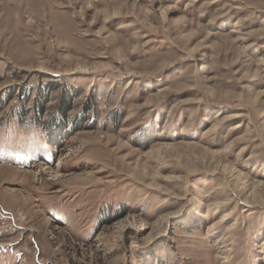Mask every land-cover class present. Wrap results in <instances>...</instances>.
<instances>
[{"label":"rangeland","instance_id":"obj_1","mask_svg":"<svg viewBox=\"0 0 264 264\" xmlns=\"http://www.w3.org/2000/svg\"><path fill=\"white\" fill-rule=\"evenodd\" d=\"M0 264H264V0H0Z\"/></svg>","mask_w":264,"mask_h":264},{"label":"bare ground","instance_id":"obj_2","mask_svg":"<svg viewBox=\"0 0 264 264\" xmlns=\"http://www.w3.org/2000/svg\"><path fill=\"white\" fill-rule=\"evenodd\" d=\"M232 213H233V210L231 209V210H228L227 212H225V214L223 216L229 218L232 215ZM223 216H220L219 220L216 221L215 223H213V226H216L217 223H221L222 220L224 219Z\"/></svg>","mask_w":264,"mask_h":264}]
</instances>
